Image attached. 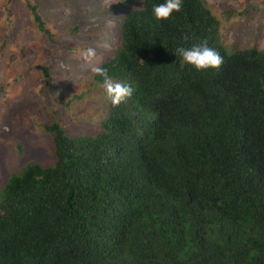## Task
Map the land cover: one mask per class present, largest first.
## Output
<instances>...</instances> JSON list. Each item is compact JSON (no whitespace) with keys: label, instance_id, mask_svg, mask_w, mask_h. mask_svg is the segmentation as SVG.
Instances as JSON below:
<instances>
[{"label":"trees","instance_id":"obj_1","mask_svg":"<svg viewBox=\"0 0 264 264\" xmlns=\"http://www.w3.org/2000/svg\"><path fill=\"white\" fill-rule=\"evenodd\" d=\"M120 36L100 130L45 124L54 162L1 187L0 264H264V47L229 53L206 0H143Z\"/></svg>","mask_w":264,"mask_h":264},{"label":"rangeland","instance_id":"obj_2","mask_svg":"<svg viewBox=\"0 0 264 264\" xmlns=\"http://www.w3.org/2000/svg\"><path fill=\"white\" fill-rule=\"evenodd\" d=\"M32 1L51 37L38 31L25 0H0V189L27 163L54 162L45 124L58 121L72 135L100 130L120 92L94 76L120 48L125 14L143 0ZM206 1L229 53L264 47V0Z\"/></svg>","mask_w":264,"mask_h":264}]
</instances>
